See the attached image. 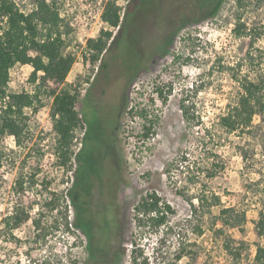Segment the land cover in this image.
I'll return each mask as SVG.
<instances>
[{"label": "rangeland", "instance_id": "374dc122", "mask_svg": "<svg viewBox=\"0 0 264 264\" xmlns=\"http://www.w3.org/2000/svg\"><path fill=\"white\" fill-rule=\"evenodd\" d=\"M33 1L16 0L25 12L31 10ZM111 1L120 6V16L129 12L118 34L117 28L111 29L101 21L105 3ZM187 1L55 0L61 30L70 27L63 35V52L73 57L71 70L58 91L86 87L85 82L99 64L91 62L93 52L87 41L111 29L108 50L99 57L106 65L104 75L110 80L106 81L103 99L115 100L123 91V109L119 117L114 116L116 128L111 139L115 145L107 152L95 155L98 132L94 124L90 126V136L79 155L83 176L77 180L76 190L82 193L74 210L68 193L77 161L73 156L68 170L58 165L50 117L52 99L47 89L41 92L36 111L24 110L28 129L21 144L11 138L0 142V264H131V241L136 235L133 207L147 191L157 192L171 205L175 212L171 227L182 228L183 241L194 244L189 249L197 252L196 264H250L257 245L264 247V236L258 239L253 233V221L264 203V114L255 116L248 129L233 134L214 125L236 96L238 84L234 77L248 75L252 79L259 72L244 59L247 52L256 54L255 49L264 54V34L250 48L248 37H236L233 28L238 16L247 25L264 26V0H243L244 8L237 7L236 0H223L216 15L205 17L203 12L201 19L200 9H188ZM209 1L212 7L218 0ZM133 2L136 8H132ZM31 72L28 65H15L10 70L7 91L30 92ZM156 86H164L163 91L168 93L163 105L156 98L149 101ZM183 99H187L184 104L192 116L188 121L179 107ZM144 105L154 112L160 110L155 134L147 141L140 137V120L131 115L132 109ZM75 137L73 153L79 148V132ZM209 148L216 151L224 168L208 182L205 193L219 196L220 206L211 209V214L205 211L190 217V206L177 189L197 195V189L188 183L186 165H191L193 159L204 161ZM184 155L185 163L171 171V178L167 177L165 165ZM20 173L25 175L24 186L34 175V184L23 199L26 204H36L30 220L9 234L2 220L14 204L12 191ZM49 199L56 203L52 212L45 207ZM224 207L243 211L244 224L228 228L216 220L211 228L214 217ZM74 211L77 220L80 216L86 219L87 237L74 224L69 232L65 230L64 216L73 223ZM105 218L113 223L109 233L103 232L108 227ZM34 219H40L43 228L52 224L57 230H48L45 235L34 229ZM196 226L202 228L201 236L194 233ZM217 229L222 230L221 234ZM159 236L146 234L139 242L144 246L147 264L188 263L187 258L174 260L180 242L177 236L169 233L161 246ZM225 244L239 253L238 258L224 249Z\"/></svg>", "mask_w": 264, "mask_h": 264}, {"label": "trees", "instance_id": "16d2710c", "mask_svg": "<svg viewBox=\"0 0 264 264\" xmlns=\"http://www.w3.org/2000/svg\"><path fill=\"white\" fill-rule=\"evenodd\" d=\"M31 10L25 12L16 0H0V142L6 138H11L17 145L21 144L27 131V115L25 109L36 111V104L40 105V94L44 89L52 99L50 105V117L52 119V131L55 134V156L59 167L68 170L71 168L72 157L77 161L75 170V180L69 189L68 197L74 210L82 191L76 190L77 180L82 175L81 165L78 164L79 156L72 151L75 131L80 123V118L75 110V103L78 100V93L73 90L58 91L64 84L73 64V57L63 52L65 40L63 35L70 30H61L62 22L55 7V0H34ZM223 0H219L208 16L212 17L218 12ZM239 8H244L243 0H236ZM132 8H136V3H131ZM121 8L114 1L105 3L101 13V21L111 29L118 30L117 34L123 31L127 22L129 12L120 16ZM101 31V36L97 39L87 41V46L93 52L90 55L91 62L99 61V57L107 49V43L112 38V31ZM233 33L238 38L248 37V44L253 48L256 42L264 34V26H250L237 17V23L233 28ZM171 44V42H170ZM255 53L247 52L244 61L255 65L259 71L252 79L248 75L235 78L238 89L236 96L227 108L217 117L215 127L227 134L237 131H244L252 126L255 116L264 114V54L263 50L255 49ZM17 64L28 65L32 68L29 76V83L32 85L30 92H8L10 70ZM256 70V71H257ZM164 87V86H163ZM163 87H154L151 91L149 101L154 98L159 99L161 105L166 103L168 93L163 91ZM187 99H183L179 105L183 119L188 121L192 116L189 107L184 104ZM147 106V105H146ZM145 105L141 108L135 107L131 111L132 118L141 122L140 137L149 140L155 134L154 126L159 121V112L149 110ZM208 132V130H207ZM204 161L192 160L191 165H186L189 169L188 183L197 189V195H187L186 192L178 190L177 194L187 201L190 206L191 215L204 214L205 211L211 214V209L220 206L219 196L213 193H205L207 184L214 179L224 168V163L218 160V154L213 149L205 150ZM185 155L181 160L175 159L165 165L164 174L171 178V171L178 170L186 161ZM218 158V159H217ZM2 168V152L0 150V170ZM32 176V177H31ZM34 175L27 178L29 183L25 184V175L20 173L14 182L12 194L14 204L10 212L3 218L2 223L5 230L12 234L21 228L31 218L32 211L36 204L31 202L26 204L23 197L25 192L34 184ZM0 173V189L2 182ZM49 212L56 209L55 200L49 199L45 203ZM67 212V211H66ZM175 212L171 205L162 200L155 191H147L140 197L133 207V227L135 228V239L131 241V264H147L146 257L143 256V245L139 242L146 234H160L158 243L161 246L163 239L173 233L180 240L178 250L175 254V261L183 258L188 259L187 264H196L197 252L191 248L193 243H188L181 237L182 228L171 227L170 219ZM64 228L67 232L74 224L87 237L88 225L83 216H77L74 211L73 223L68 222V216H64ZM219 221L222 226L228 228H238L246 220L245 213L238 211L234 207H224L218 211V216L214 217L211 228ZM40 219L32 221L35 230H41L46 235L48 230H57L56 225L50 224L48 227H41ZM221 234L222 230L217 229ZM134 233V234H135ZM194 233L202 235V228L196 226ZM253 233L260 239L264 236V203L259 211L257 219L253 221ZM87 240V239H86ZM227 252L234 258H238L239 253L231 251L228 244L223 245ZM250 264H264V247L257 245L254 258Z\"/></svg>", "mask_w": 264, "mask_h": 264}, {"label": "flooded vegetation", "instance_id": "af4514ba", "mask_svg": "<svg viewBox=\"0 0 264 264\" xmlns=\"http://www.w3.org/2000/svg\"><path fill=\"white\" fill-rule=\"evenodd\" d=\"M187 2H188V9H200L201 14L199 19L203 18V15H206L205 17H208L209 13L212 11V9L217 3V2L214 3V5L210 7L209 0H188ZM189 2L191 3L190 6H189ZM204 10H208V11L206 12ZM193 15H194V11H193ZM173 35L174 33L172 34V37ZM114 40H112V42ZM107 50L108 49H105L103 53H106ZM105 66L106 65L102 63V59H100L99 64L96 66L95 73L92 75V78L89 79L88 82H85L86 87L82 90H80L78 87L77 90H75L78 93V100L75 103V110L77 111L78 116L81 120L78 125V128L75 131V134L79 132V136H80L79 148L75 153L78 156L84 149L85 143L88 137L90 136V126H92L93 124L96 127V132H98L96 139L97 145L95 146V155L97 153L100 154V152H105V151L107 152L110 146L114 147L115 145L114 140L111 139V136L113 135V132L116 128L114 127L113 120L115 121L114 118L115 114L116 117L117 116L119 117L123 109V104H124L123 91L119 93V95L121 94L120 95L121 97L118 96L116 97L115 100H109L107 102L103 99L107 87L106 81L108 82L110 81L108 80L107 76L104 75ZM76 140L77 139L75 137L74 141ZM109 213L110 211H108L107 214ZM105 220L106 222H108V227L105 231L103 230V232L109 233V229L110 227H112L113 223L106 218Z\"/></svg>", "mask_w": 264, "mask_h": 264}, {"label": "built area", "instance_id": "2783aa9c", "mask_svg": "<svg viewBox=\"0 0 264 264\" xmlns=\"http://www.w3.org/2000/svg\"><path fill=\"white\" fill-rule=\"evenodd\" d=\"M22 66V65H21Z\"/></svg>", "mask_w": 264, "mask_h": 264}]
</instances>
